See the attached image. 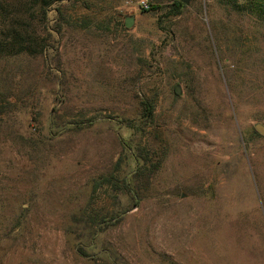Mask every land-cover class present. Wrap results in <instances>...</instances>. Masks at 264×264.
Segmentation results:
<instances>
[{"label":"rangeland","instance_id":"1","mask_svg":"<svg viewBox=\"0 0 264 264\" xmlns=\"http://www.w3.org/2000/svg\"><path fill=\"white\" fill-rule=\"evenodd\" d=\"M138 1L0 0V264H264V23Z\"/></svg>","mask_w":264,"mask_h":264},{"label":"trees","instance_id":"2","mask_svg":"<svg viewBox=\"0 0 264 264\" xmlns=\"http://www.w3.org/2000/svg\"><path fill=\"white\" fill-rule=\"evenodd\" d=\"M64 1H70V0H32V4H37L40 15L42 19H46L48 16V12L51 9L50 5H53L55 3H62ZM75 2L78 0H74ZM218 3L228 6L235 12H247L250 13V15L254 16L258 20L264 23V0H216ZM148 8H142L144 11L153 10L157 13H159V17L161 16H169V15H177L181 13L182 7L184 4L180 2L179 0H148ZM60 4H57V7L55 8V11L61 16V10L59 7ZM1 6V4H0ZM10 16H6L3 21L5 22V29H0V55L3 54L4 51L7 52H19L25 50V42H27V39L25 38V35L20 32V30L17 28L19 20L20 19V25L22 26L25 23V19H27V25L29 26L31 23V17H33V14L26 15V17H18L13 12H10ZM16 16H15V15ZM35 14V13H34ZM22 18V20H21ZM18 21V22H17ZM158 21H160L158 19ZM118 22V21H117ZM24 33H28L27 28H24ZM156 109V100H154V96L148 98L147 96H144L140 100V125L144 124V122H151L153 120V116ZM142 130H144V127H139L140 134H142ZM141 160H143V165L147 164V161L145 156H142L141 153L138 154ZM114 179V178H113ZM113 179L105 178L106 183H111L113 187H110V189L116 190L117 187L114 185ZM128 187V186H127ZM116 188V189H115ZM120 190V189H119Z\"/></svg>","mask_w":264,"mask_h":264},{"label":"water","instance_id":"3","mask_svg":"<svg viewBox=\"0 0 264 264\" xmlns=\"http://www.w3.org/2000/svg\"><path fill=\"white\" fill-rule=\"evenodd\" d=\"M180 2L187 4L189 0H179ZM133 24V16H128L125 18L124 25L125 27L129 28ZM175 91L177 93H180V86L176 85ZM255 129L260 133L264 135V125L262 123H256Z\"/></svg>","mask_w":264,"mask_h":264},{"label":"built area","instance_id":"4","mask_svg":"<svg viewBox=\"0 0 264 264\" xmlns=\"http://www.w3.org/2000/svg\"><path fill=\"white\" fill-rule=\"evenodd\" d=\"M138 3L141 7L148 8V3L146 0H139Z\"/></svg>","mask_w":264,"mask_h":264}]
</instances>
